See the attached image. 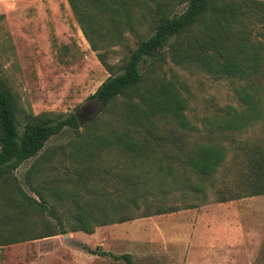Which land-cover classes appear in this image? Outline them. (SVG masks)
<instances>
[{
	"label": "trees",
	"instance_id": "trees-1",
	"mask_svg": "<svg viewBox=\"0 0 264 264\" xmlns=\"http://www.w3.org/2000/svg\"><path fill=\"white\" fill-rule=\"evenodd\" d=\"M66 1L91 50L110 74L88 101L97 115L119 117L121 131L99 134L100 124L92 118L79 134L80 120L76 115L31 113L24 117L19 131L16 97L5 83H0V247L66 234V229L90 235L96 227L175 213L177 208L160 206L153 213L134 215L129 211L138 208L140 200L148 195L204 192L202 182L213 177L226 159L229 134L264 125V0ZM132 7L139 12L138 22L145 26L142 36L134 27ZM174 7L184 10L175 14ZM121 30H128L138 40L119 67L120 72L115 73L114 66L99 51L105 39L118 40ZM169 63L231 85L238 106H225L221 115L212 120L206 142L190 144L179 132L187 126V102L175 83L158 73ZM64 128L77 133L71 143L74 160L88 163L98 158L112 165L99 155L110 149L130 159L125 164L128 169L122 167L124 172L118 180H98L99 187L85 189L99 200L88 201L65 191L62 185L38 189L30 179L41 168L33 163L25 181L37 200L23 190L13 174ZM152 141L157 142L156 147ZM159 141L172 147V151L161 150ZM239 150L243 156L239 162L243 171L239 189L248 195L218 194V203L264 195V140L240 146ZM174 163L181 167L180 172L175 171ZM154 172L159 174V180H149ZM188 174L197 179L196 183ZM109 187L116 193L114 196L109 194ZM49 196L55 203H50ZM68 199L71 206L64 202ZM55 206H65L68 213H58ZM112 258L130 262L127 254Z\"/></svg>",
	"mask_w": 264,
	"mask_h": 264
},
{
	"label": "rangeland",
	"instance_id": "rangeland-1",
	"mask_svg": "<svg viewBox=\"0 0 264 264\" xmlns=\"http://www.w3.org/2000/svg\"><path fill=\"white\" fill-rule=\"evenodd\" d=\"M52 1L54 6L51 0L33 3L31 0H0V83H5L16 97L19 131L24 117L31 113L76 115L81 122L79 134L92 118L100 124L99 134L111 130L120 132L119 117L97 115L96 108L88 101L110 76L109 72L91 50L66 0ZM173 9L175 14L184 10L183 7ZM131 15L137 33L142 36L146 29L138 22L139 12L135 7ZM120 33L118 40L105 39L99 51L105 54V61L114 66L115 73L120 72L119 67L138 40L128 30ZM158 73L171 79L187 102L184 110L187 126L179 132H183L190 144L206 142L212 120L221 115L225 106H238L226 80H213L199 71H186L172 63ZM160 126L164 127L163 123ZM77 133L64 128L49 139L36 157L14 171L28 195L38 200L25 181L33 163L41 168L40 173L30 179L38 189L43 185L54 189L62 185L65 191L75 192L88 201L100 197L92 198L85 189L99 187L98 180H118V175L123 174L122 167L130 159L112 149L99 154L112 165L98 158L88 163L74 160L71 143ZM229 135L225 144L226 159L213 177L202 182L204 192L148 195L140 200L138 208L129 211L134 215L153 213L156 206H160L177 208V212L96 227L90 235L66 229V234L2 246L0 264H264V195L226 203L217 201L218 194L248 195L239 189L243 172L239 147L261 143L264 125L260 123ZM155 143L152 141L151 145ZM159 146L166 152L173 149L161 141ZM88 168L91 170L87 171ZM173 168L181 171L177 163ZM188 175L196 183L197 179ZM150 177L149 180H159L160 176L154 172ZM108 192L111 196L116 194L110 187ZM49 197L50 203H55L53 196ZM64 202L71 206L70 199ZM55 210L60 214L68 213L65 206L63 209L55 206ZM2 220L3 197L0 196V222ZM125 254L130 256V262L112 258Z\"/></svg>",
	"mask_w": 264,
	"mask_h": 264
},
{
	"label": "crops",
	"instance_id": "crops-1",
	"mask_svg": "<svg viewBox=\"0 0 264 264\" xmlns=\"http://www.w3.org/2000/svg\"><path fill=\"white\" fill-rule=\"evenodd\" d=\"M26 1H30V0H26ZM32 1V3L33 2H39L40 0H31ZM67 2V1H66ZM51 3H52V6H54V2L51 0ZM68 4V3H67ZM69 6V5H68ZM70 8V7H69Z\"/></svg>",
	"mask_w": 264,
	"mask_h": 264
},
{
	"label": "water",
	"instance_id": "water-1",
	"mask_svg": "<svg viewBox=\"0 0 264 264\" xmlns=\"http://www.w3.org/2000/svg\"><path fill=\"white\" fill-rule=\"evenodd\" d=\"M78 118V117H77ZM79 119V118H78ZM80 124H81V122H80Z\"/></svg>",
	"mask_w": 264,
	"mask_h": 264
}]
</instances>
